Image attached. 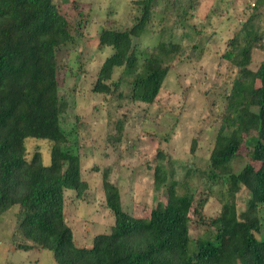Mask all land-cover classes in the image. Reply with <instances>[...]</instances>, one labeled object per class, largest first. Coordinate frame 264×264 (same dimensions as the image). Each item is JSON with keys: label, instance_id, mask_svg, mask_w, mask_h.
<instances>
[{"label": "trees", "instance_id": "16d2710c", "mask_svg": "<svg viewBox=\"0 0 264 264\" xmlns=\"http://www.w3.org/2000/svg\"><path fill=\"white\" fill-rule=\"evenodd\" d=\"M154 0H140V15L128 29L101 28L98 47H109L97 70L94 93L113 96L120 81L115 69L134 72L129 99L154 103L170 70L178 45L158 39L139 50L137 38L148 28ZM75 5V1L73 0ZM192 6L187 3L186 10ZM255 11L264 0H255ZM254 15L227 42L222 57L237 70L209 154L207 175L218 179L221 210L210 219L211 233L192 240L190 212L194 194L166 171L165 155L156 153V185L166 184V201L148 217L127 213L120 192L102 175L105 206L114 217L108 233L95 234L90 247L76 244L65 218V192L77 198L87 190L80 173L79 145L62 128L66 104L59 95V51L84 34L87 19L71 17L54 0H0V215L13 206L20 236L14 249L48 250L56 264H264V233L259 207L264 205V59L251 69L252 52L261 45ZM138 54V59L136 55ZM259 82L256 85V82ZM244 136L256 138L251 160L234 171L233 161ZM27 138L48 140L50 162H42L35 148L28 155ZM196 141H192L194 152ZM246 192L245 207L237 199ZM258 235H261L258 237ZM21 239V240H20ZM192 246V250L190 249Z\"/></svg>", "mask_w": 264, "mask_h": 264}, {"label": "rangeland", "instance_id": "374dc122", "mask_svg": "<svg viewBox=\"0 0 264 264\" xmlns=\"http://www.w3.org/2000/svg\"><path fill=\"white\" fill-rule=\"evenodd\" d=\"M74 1L75 5L73 0H54L69 16L80 12L87 19L83 36L58 53L59 95L66 104L61 125L79 145L81 178L88 185L80 198L65 192V218L76 244L90 247L92 237L108 233L114 223L105 206L104 172L119 189L127 213L146 218L152 208L165 203L166 184L153 181L158 151L165 155L167 174L178 182V192L183 193L187 185L194 194V208L201 207L199 224L197 214L190 212L191 239L206 236L213 230L209 220L221 210L222 190L219 180L207 175L209 154L225 109L224 96L237 78V70L222 55L227 42L254 15L262 39L252 52L250 67L257 68L264 59V9L255 11V0H192L188 10L189 0H154L148 28L137 38L138 49L151 48L160 38L178 49L158 96L147 105L129 99L134 72L115 69L112 77L120 81L115 93L120 99L92 91L97 70L112 53L109 47H98L101 28H130L140 15L136 4L140 0ZM256 141L244 136L234 171L252 162ZM24 146L27 155L36 148L42 162H50V141L27 138ZM252 165L259 167L256 162ZM245 200L243 191L237 199L240 210ZM17 210L13 206L0 215V264H56L48 250L14 249L20 237L15 234ZM259 210L264 225V205Z\"/></svg>", "mask_w": 264, "mask_h": 264}]
</instances>
